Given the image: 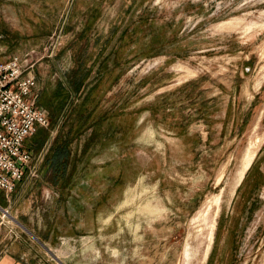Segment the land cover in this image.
<instances>
[{
  "label": "rangeland",
  "instance_id": "374dc122",
  "mask_svg": "<svg viewBox=\"0 0 264 264\" xmlns=\"http://www.w3.org/2000/svg\"><path fill=\"white\" fill-rule=\"evenodd\" d=\"M12 54L50 123L22 197L0 198V246L34 238L38 264H264V0H0ZM69 73L83 85L54 180L48 100Z\"/></svg>",
  "mask_w": 264,
  "mask_h": 264
},
{
  "label": "built area",
  "instance_id": "2783aa9c",
  "mask_svg": "<svg viewBox=\"0 0 264 264\" xmlns=\"http://www.w3.org/2000/svg\"><path fill=\"white\" fill-rule=\"evenodd\" d=\"M33 66L19 54L0 57V190L7 195L19 182L27 183L43 160V154L35 158L26 144L50 123L47 110L37 105Z\"/></svg>",
  "mask_w": 264,
  "mask_h": 264
},
{
  "label": "trees",
  "instance_id": "16d2710c",
  "mask_svg": "<svg viewBox=\"0 0 264 264\" xmlns=\"http://www.w3.org/2000/svg\"><path fill=\"white\" fill-rule=\"evenodd\" d=\"M66 78L63 81H60L58 89L56 91V94L53 95V97H50L51 99L48 100V109L51 112L52 116V123H56V120L59 121L58 119L61 118L63 119L62 122V129L61 132H59L56 137L54 138L53 144L50 147L49 150V156H48V162L50 163V167L52 170V174L54 176V180H58L60 176H68L67 171H68V166L71 161L72 157V152L70 149V144L72 142V138H68L64 136L63 130L66 127L67 121H69L70 116H74L73 111V104H74V95L73 98L71 99V94H70V88L74 89L76 92L82 88L83 85V79L78 80L76 75L74 73H69L65 75ZM66 82V83H65ZM95 85L91 86L89 91L87 92L83 104H85V101L88 99V97L91 94L92 88H94ZM65 89V92H64ZM73 92V90H72ZM76 97V95H75ZM54 99H57L56 104L52 105L54 103ZM70 115V116H69ZM42 129L39 130L38 132V143L42 144L43 141H45V134ZM97 135L98 132L94 129L91 132V135L89 139L86 141L85 145L83 146V152H86L88 148L90 147L92 142H95L97 140ZM253 167V165H252ZM261 175L262 172L258 170Z\"/></svg>",
  "mask_w": 264,
  "mask_h": 264
},
{
  "label": "crops",
  "instance_id": "0c3cea01",
  "mask_svg": "<svg viewBox=\"0 0 264 264\" xmlns=\"http://www.w3.org/2000/svg\"><path fill=\"white\" fill-rule=\"evenodd\" d=\"M39 105L43 106V102H39ZM25 185L26 182H19L13 192V194L15 193L16 202L19 201L20 196L22 197V193L25 191ZM2 194L3 191L0 190V198L3 203H6L5 198H2ZM41 240L43 239L41 238ZM43 241L45 244L50 243L46 240ZM0 247H2V250H0V264H38L40 261H43L44 246L43 244L35 241L34 238L31 239L30 237H22L20 240L15 239L11 242L9 241L6 245ZM37 257H40V261H38ZM44 261L48 262V260Z\"/></svg>",
  "mask_w": 264,
  "mask_h": 264
},
{
  "label": "bare ground",
  "instance_id": "6f19581e",
  "mask_svg": "<svg viewBox=\"0 0 264 264\" xmlns=\"http://www.w3.org/2000/svg\"><path fill=\"white\" fill-rule=\"evenodd\" d=\"M253 156V155H252ZM250 164H251V161H248V163H247V165H246V169H248V167L250 166ZM210 206V205H209ZM4 211H5V215L6 216H10V218H12V219H14L15 221H17L16 219H15V217H13L9 212H8V210L7 209H4ZM211 237H213V233H212V236Z\"/></svg>",
  "mask_w": 264,
  "mask_h": 264
},
{
  "label": "water",
  "instance_id": "95a60500",
  "mask_svg": "<svg viewBox=\"0 0 264 264\" xmlns=\"http://www.w3.org/2000/svg\"><path fill=\"white\" fill-rule=\"evenodd\" d=\"M54 133H55V131L51 134L50 139H51L52 137H54Z\"/></svg>",
  "mask_w": 264,
  "mask_h": 264
}]
</instances>
